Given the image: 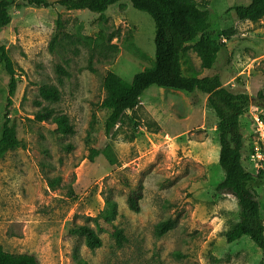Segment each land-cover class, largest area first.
Listing matches in <instances>:
<instances>
[{"label": "rangeland", "instance_id": "1", "mask_svg": "<svg viewBox=\"0 0 264 264\" xmlns=\"http://www.w3.org/2000/svg\"><path fill=\"white\" fill-rule=\"evenodd\" d=\"M194 1L210 11L214 37L222 46L211 70L201 68L193 50L187 58L202 76L219 74L224 87L254 99L241 118L243 164L259 177L251 185L260 195L264 218V170L256 155L264 112L255 106L264 89V18L238 20L230 10L250 0ZM10 14L0 44L17 68L18 88L9 118L21 145L0 157L3 248L12 254H34L42 264H260L262 252L248 237L234 243L226 239L239 219V207L234 196L216 192L224 174L217 117L207 107L206 96L152 86L141 105L106 132L111 111L105 105V77L114 72L131 82L153 64V18L129 1L110 7L104 16L106 26L116 32L112 44L118 50L91 59L89 48L79 43L54 52L50 44L59 17L66 21L68 33L79 31L80 37L95 40L103 30L101 15L56 4L14 5ZM58 66L70 76L59 74ZM8 83L9 76L0 68V126ZM45 85L60 90L59 102L42 100L40 88ZM44 107L67 115L75 134L61 136L51 122L39 121L36 114ZM93 150L99 155L91 161ZM259 150L264 154V145ZM139 184L143 198L136 213L127 200L130 189ZM107 199L118 205L114 224L124 230L127 240L122 246L102 222ZM168 219L175 227L158 237L156 225ZM83 224L98 231L101 248L91 250L71 233Z\"/></svg>", "mask_w": 264, "mask_h": 264}, {"label": "trees", "instance_id": "2", "mask_svg": "<svg viewBox=\"0 0 264 264\" xmlns=\"http://www.w3.org/2000/svg\"><path fill=\"white\" fill-rule=\"evenodd\" d=\"M129 1L132 6L148 13L154 20L155 33V61L150 67L137 73L131 82L120 75L111 72L104 80L107 93L105 105L111 113L106 121V132L110 133L127 114L128 110L135 111L141 105V98L152 86L163 89L181 91L189 95L199 93L207 97V107L214 111L217 117V132L219 136L220 152L219 165L224 177L216 186L219 194H228L236 198L239 207V219L226 233L229 243H234L248 237L262 252L260 264H264V218L262 216L259 193L252 188V183L259 178L246 169L243 164L244 136L241 118L246 110L254 105L246 93H233L224 87L219 74L202 76L192 60L187 58L188 51L193 50L201 59V68L211 70L216 63L221 46L212 31L211 13L201 8L194 0H57L54 4L68 10H87L102 16L100 37L93 40L90 37H80L66 31V21L60 17L56 20V33L52 38L50 50L68 43H79L89 48L91 59L95 55L107 57L110 51L118 50L112 44L116 32L106 26L105 12L112 6ZM48 0H0V32L11 23L10 10L14 5L18 7L49 8L54 5ZM238 20L259 22L264 18V0H250L249 4H236L230 9ZM80 30V27H78ZM146 61L149 57L144 56ZM0 68L9 76L7 103L4 106L2 124L0 126V157L7 151L18 148L21 141L12 126L9 113L13 105V98L18 88L17 68L15 62L5 46L0 44ZM186 68V69H185ZM186 70V71H185ZM61 75L70 76L62 66L57 67ZM40 97L43 101L57 103L61 92L54 86H42ZM42 105V102H38ZM255 106L264 112V89L260 90ZM39 121L51 122L56 126V133L61 136L74 135L75 129L70 118L65 114H56L53 108L44 107L36 114ZM72 148V146H69ZM99 155L93 150L91 161ZM108 158L111 156L106 153ZM263 174V173H262ZM53 185V184H52ZM130 187V183H127ZM143 198V185L131 188L128 194V206L133 212H140V200ZM102 222L117 244L122 246L126 242L124 230L114 224L118 215L117 202L107 199ZM97 226L100 222L96 220ZM175 221L168 219L158 223L155 233L164 236L175 227ZM84 239L86 246L97 250L103 246L98 231L90 225H75L71 229ZM181 256L180 253H176ZM0 264H42L36 255L31 253L12 254L0 244Z\"/></svg>", "mask_w": 264, "mask_h": 264}, {"label": "built area", "instance_id": "3", "mask_svg": "<svg viewBox=\"0 0 264 264\" xmlns=\"http://www.w3.org/2000/svg\"><path fill=\"white\" fill-rule=\"evenodd\" d=\"M259 128H260L259 132H260V135H261L260 140H261V143H262L261 145H264V122L263 121L259 122ZM256 145H257V147H256V150H257L256 155H257V157L259 159V162L261 163L260 168L264 170V154L259 152L260 151L259 147L261 145H259V143H257Z\"/></svg>", "mask_w": 264, "mask_h": 264}]
</instances>
